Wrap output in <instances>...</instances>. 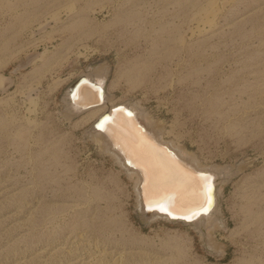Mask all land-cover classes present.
Returning a JSON list of instances; mask_svg holds the SVG:
<instances>
[{"label": "rangeland", "instance_id": "374dc122", "mask_svg": "<svg viewBox=\"0 0 264 264\" xmlns=\"http://www.w3.org/2000/svg\"><path fill=\"white\" fill-rule=\"evenodd\" d=\"M97 65L108 106L237 170L217 253L189 225L139 224L135 177L84 135L104 108L65 116ZM0 264H264V0H0Z\"/></svg>", "mask_w": 264, "mask_h": 264}, {"label": "bare ground", "instance_id": "6f19581e", "mask_svg": "<svg viewBox=\"0 0 264 264\" xmlns=\"http://www.w3.org/2000/svg\"><path fill=\"white\" fill-rule=\"evenodd\" d=\"M106 75L104 66L98 65L80 74L77 78L83 76L85 82L76 89L71 99L68 90L63 94L65 116L72 118L103 108L101 115L108 113V118L100 123L99 130L94 129L93 124L101 115L87 128L84 135L107 154L118 168L135 177L133 189L136 210L139 212L143 208V201L147 208L155 207L171 216L192 218L202 208L210 207L205 191V178L208 177L199 173L207 172L218 177L219 181L211 184L213 190L210 193V212L189 225L200 233L205 250L210 254L217 253L219 246L213 241L211 231L222 225L218 210L219 193L237 170L230 167H201L191 156L182 154L170 142L163 141L160 132L146 120L144 112L129 101L108 106L110 97L104 89ZM98 89L102 90V94H98ZM118 105H123L122 109L112 112L111 109ZM128 109L132 114L130 117L124 113ZM158 219L180 223L172 222L157 212L147 222Z\"/></svg>", "mask_w": 264, "mask_h": 264}, {"label": "water", "instance_id": "95a60500", "mask_svg": "<svg viewBox=\"0 0 264 264\" xmlns=\"http://www.w3.org/2000/svg\"><path fill=\"white\" fill-rule=\"evenodd\" d=\"M85 82V78L83 76L79 77V78H76L72 83H70L67 87L66 90H68V93H69V97L71 99L72 95L74 94V92L76 91V89H78L83 83ZM98 94H102V90L98 89ZM99 97V96H98ZM123 107V105H118L114 108L111 109L112 112L114 111H117V110H121ZM84 109V108H82ZM124 113L126 115H128L129 117L132 115L131 114V111L128 109V111L124 110ZM108 118V113H104L103 115H101V117L93 124V128L94 129H97L99 130L100 129V123L104 120ZM125 163L127 164V160H125ZM200 175H204L206 176L207 175V184L210 185V190L207 192V197L209 199V202H210V207L206 208V211H199L197 212L198 214H195V216H193L192 218L190 219H186V218H182V217H175V216H171L169 213H164V212H161L159 210H156L155 207H151V208H147L144 204V202L142 201V205H143V208L141 210V212L137 211L136 210V215H137V219L139 221V224L140 225H146L148 222V219L151 217V215L153 213H156L160 216H164L166 218H168L170 221L172 222H180V223H183L184 225L187 224V225H192L198 218H200L201 216H205L207 215L210 210H211V198L212 196L210 195L211 191L213 190V186L211 185L212 183H217L219 181V178L214 176V175H211L207 172H201L199 173ZM205 183V184H206ZM208 201L206 202V204L208 205L209 203ZM206 205V206H207Z\"/></svg>", "mask_w": 264, "mask_h": 264}, {"label": "snow or ice", "instance_id": "6c2138e0", "mask_svg": "<svg viewBox=\"0 0 264 264\" xmlns=\"http://www.w3.org/2000/svg\"><path fill=\"white\" fill-rule=\"evenodd\" d=\"M205 180L207 181V178H205ZM210 190V185L209 184H205V191H206V193L208 192ZM161 210H163V209H161ZM201 211H206V207L205 208H202L201 209ZM195 214H198V213H195ZM186 219H190L191 217L189 216V217H185Z\"/></svg>", "mask_w": 264, "mask_h": 264}]
</instances>
